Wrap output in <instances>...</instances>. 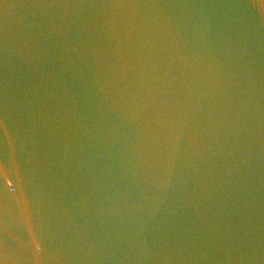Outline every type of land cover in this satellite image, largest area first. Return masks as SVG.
Returning <instances> with one entry per match:
<instances>
[{"label":"water","instance_id":"obj_1","mask_svg":"<svg viewBox=\"0 0 264 264\" xmlns=\"http://www.w3.org/2000/svg\"><path fill=\"white\" fill-rule=\"evenodd\" d=\"M0 264H264V0H0Z\"/></svg>","mask_w":264,"mask_h":264}]
</instances>
